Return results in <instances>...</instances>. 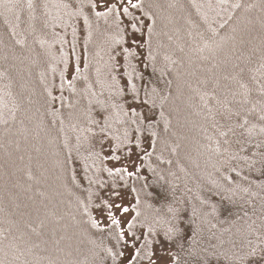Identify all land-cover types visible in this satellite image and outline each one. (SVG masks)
Wrapping results in <instances>:
<instances>
[{"label": "trees", "instance_id": "obj_1", "mask_svg": "<svg viewBox=\"0 0 264 264\" xmlns=\"http://www.w3.org/2000/svg\"><path fill=\"white\" fill-rule=\"evenodd\" d=\"M100 2L0 0V264L231 255L223 202L264 188V0Z\"/></svg>", "mask_w": 264, "mask_h": 264}, {"label": "rangeland", "instance_id": "obj_2", "mask_svg": "<svg viewBox=\"0 0 264 264\" xmlns=\"http://www.w3.org/2000/svg\"><path fill=\"white\" fill-rule=\"evenodd\" d=\"M136 0H124L126 4H133ZM102 3L103 7H107L111 0H101L100 4ZM141 38L138 35H133L128 40V45L130 46H136L138 43H140ZM106 163L108 166L116 167L118 163L114 162L112 159H109L108 152H106ZM135 158L133 156L129 161L123 162V164L126 167H130L131 163L134 162ZM255 176L258 178V180H261L264 182V170H258L255 171ZM257 180V179H256ZM258 181L257 183H259ZM250 189H253L255 199L253 198V202H250V204H246L247 201H225L223 204H227L230 208H233V214L232 216L237 218V216H242L240 218V221L235 220L236 223H240L241 226L239 228L238 234L240 235L239 238L242 239V241L232 249H235L234 252H232L231 255H219L218 253H214L212 255H209V262L210 264H264V188L258 189L257 185H251ZM131 199L128 196V192L122 191L120 194H118L115 198L112 199V204L110 205L111 208H113V211L117 214L118 218V225L121 227H125L131 217V212L129 210L131 205ZM249 203V202H248ZM240 206L245 207L241 208V212L244 214H241L239 212V209L234 206ZM248 207V208H247ZM221 210V209H220ZM222 212V211H221ZM250 214V216H247ZM252 214V216H251ZM223 216H219L222 218ZM98 218V214L96 215ZM251 218V219H250ZM99 219L102 220V222L107 223L106 220L103 219V217L99 216ZM246 219H249L245 221ZM247 222V223H246ZM248 222L250 224H248ZM229 225L231 224L232 229L231 233L235 234L234 229V222L230 221L228 222ZM246 225L249 228V232L244 227ZM238 227V226H237ZM249 239V240H247ZM157 249V248H156ZM136 257V253L129 248L124 253L123 263L124 264H137L134 260ZM171 259V255L165 251L158 250L156 255H154L151 259V261L147 264H169Z\"/></svg>", "mask_w": 264, "mask_h": 264}]
</instances>
